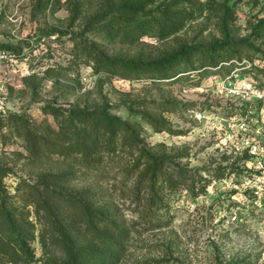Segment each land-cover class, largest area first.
<instances>
[{"label": "rangeland", "instance_id": "374dc122", "mask_svg": "<svg viewBox=\"0 0 264 264\" xmlns=\"http://www.w3.org/2000/svg\"><path fill=\"white\" fill-rule=\"evenodd\" d=\"M120 1L0 0V45L26 55L29 68L16 74L8 87V111L41 120L46 117L42 109L46 102L105 106L135 122L148 141H164L171 152L183 153L182 158L169 162V171L177 169V161L187 167L200 166L196 185L206 183L207 189L197 196L186 188L174 192L169 209L163 210L169 219L166 225L151 229L137 225L125 264L142 260L149 264H264V185L244 168L246 159L219 145L215 127L216 114L225 113L229 106L218 85L230 67L244 65L264 82V35L254 31L264 22V0H201L206 2L204 11H197L194 19L167 38H159L152 30L141 33L143 14H113L112 5ZM193 1L134 3L148 9L176 2L185 8ZM226 5L232 13L227 21L223 16ZM103 16L106 18L100 20ZM48 33L54 38L40 43L41 36ZM230 42L241 50L231 54ZM85 45L104 54L145 60L179 50L183 62L195 60V64L206 55L220 56L215 63L181 72L177 78L153 81L142 74L144 79L137 80L95 71L94 62L83 54ZM189 45L200 51L181 52L188 51ZM139 98L179 103L181 107L166 116L184 133L157 132L139 114H131L125 103ZM201 107L207 116L199 119L196 109ZM8 122V115L0 117V179L13 192L22 177L37 181L38 168L26 165L22 137L11 132ZM220 165L226 167L222 176L217 174ZM43 167L57 169L60 163L54 160ZM4 169L9 172L2 175ZM248 176L251 183L245 182ZM30 244L37 255L42 254L38 237Z\"/></svg>", "mask_w": 264, "mask_h": 264}, {"label": "trees", "instance_id": "16d2710c", "mask_svg": "<svg viewBox=\"0 0 264 264\" xmlns=\"http://www.w3.org/2000/svg\"><path fill=\"white\" fill-rule=\"evenodd\" d=\"M205 4L195 0L190 7L180 8L176 2H167L145 9L134 0H121L112 9L121 17L145 15L141 33L152 30L159 38H167L194 19L197 11L203 12ZM229 10L226 5V21L232 14ZM254 31L264 35V22ZM232 42L228 44L231 54L241 50ZM186 49L181 52H193L197 46ZM179 53L145 60L104 54L90 45L83 50L95 71L137 80L146 74L153 81L177 78L181 72L215 63L220 56L206 55L195 64V60L183 62ZM125 106L157 132L184 133L166 116L181 107L176 101L139 98ZM42 109L46 117L41 120L8 110L0 114L9 116L11 132L22 137L26 165L38 168L37 181L22 177L13 192L0 179V264H125L137 225L147 229L166 225L169 219L163 210L169 209L174 192L186 188L197 196L207 189L206 183L196 185L200 166L187 167L177 161V169L169 171V162L183 153L171 152L164 141H148L135 122L105 106L46 102ZM54 160L60 167H43ZM219 167L217 174L222 176L226 167ZM7 172L4 169L1 174ZM37 237L40 255L30 244Z\"/></svg>", "mask_w": 264, "mask_h": 264}, {"label": "built area", "instance_id": "2783aa9c", "mask_svg": "<svg viewBox=\"0 0 264 264\" xmlns=\"http://www.w3.org/2000/svg\"><path fill=\"white\" fill-rule=\"evenodd\" d=\"M54 36L53 33L44 34L40 43ZM26 59L27 56L21 52L0 45V114L8 110V87L15 75L29 70L25 65ZM218 88L229 101L225 113L216 114L219 145L225 151H234L246 159L244 168L251 170L254 179L261 180V185H264V82L244 65L232 66L221 76ZM205 112L204 108L201 107L200 111L197 108L196 117L204 118L207 116ZM245 182L251 183V177L248 176Z\"/></svg>", "mask_w": 264, "mask_h": 264}]
</instances>
